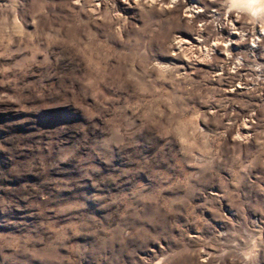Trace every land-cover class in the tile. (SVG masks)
I'll return each mask as SVG.
<instances>
[{"label":"rangeland","instance_id":"rangeland-1","mask_svg":"<svg viewBox=\"0 0 264 264\" xmlns=\"http://www.w3.org/2000/svg\"><path fill=\"white\" fill-rule=\"evenodd\" d=\"M197 1L0 0V264H264V11Z\"/></svg>","mask_w":264,"mask_h":264},{"label":"bare ground","instance_id":"bare-ground-1","mask_svg":"<svg viewBox=\"0 0 264 264\" xmlns=\"http://www.w3.org/2000/svg\"><path fill=\"white\" fill-rule=\"evenodd\" d=\"M196 1L197 0H191V3L194 4ZM229 1H231V7H238L242 11L249 12L255 16H259L264 11V0H229ZM192 7L195 8L194 6H192ZM189 12H193V9H192V11L189 10ZM193 13H196V12H193ZM194 15H196V14H194ZM191 17H193V16H191ZM186 44H187V42H186ZM188 44H190V43H188Z\"/></svg>","mask_w":264,"mask_h":264}]
</instances>
